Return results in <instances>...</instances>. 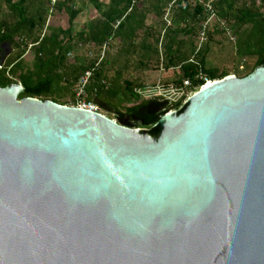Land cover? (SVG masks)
Listing matches in <instances>:
<instances>
[{
  "label": "water",
  "instance_id": "obj_1",
  "mask_svg": "<svg viewBox=\"0 0 264 264\" xmlns=\"http://www.w3.org/2000/svg\"><path fill=\"white\" fill-rule=\"evenodd\" d=\"M0 88V264H264V68L154 129Z\"/></svg>",
  "mask_w": 264,
  "mask_h": 264
},
{
  "label": "trees",
  "instance_id": "obj_2",
  "mask_svg": "<svg viewBox=\"0 0 264 264\" xmlns=\"http://www.w3.org/2000/svg\"><path fill=\"white\" fill-rule=\"evenodd\" d=\"M204 1L216 18L207 28V43L199 46L209 18L203 5L192 3L185 11L174 7L167 27L164 16L173 0H0L5 8L0 21V88L21 85L19 99L75 107V92L91 71L85 101L111 120L146 130L157 140L160 132L154 127L180 110L182 102L145 99L138 92L150 87L135 75L138 70H173L176 86L190 80L191 90L197 92L207 81L231 76L207 64L211 44L229 36L236 38L241 59H255L252 66H242L247 72L239 78L264 68V0ZM89 6L98 17L74 33L76 20Z\"/></svg>",
  "mask_w": 264,
  "mask_h": 264
},
{
  "label": "rangeland",
  "instance_id": "obj_3",
  "mask_svg": "<svg viewBox=\"0 0 264 264\" xmlns=\"http://www.w3.org/2000/svg\"><path fill=\"white\" fill-rule=\"evenodd\" d=\"M4 12H5V8L0 6V21L4 17ZM92 17L93 16L91 15V18ZM83 19L84 20L81 23H79V24L76 23V27H74L75 31L82 29L84 26H86L88 24V21H89L88 17L86 16ZM62 23H64V22H62ZM90 23H92V21H90ZM211 24H212V22H211ZM236 42L237 41H236V38L234 36H229V39L227 41L223 40L222 38H216L215 43L211 44L212 51H211V54L209 55V57L207 59L208 68L219 70V71H227L231 74L230 77L234 76V77L239 78V77L244 76L245 73L247 72V68H245V70H243L245 63H247L246 64L247 66H252L255 62V59H253V58L247 59V60L241 59L236 54V50H235ZM198 43H199V46L206 44L207 43V35H206L205 40L203 42H201L200 37H199ZM161 51H162V47H161ZM10 53L11 52L9 50H7V55ZM69 57L72 58L73 55L71 54V55H69ZM27 60L30 61V59H27ZM135 75L137 77L141 75L143 77V79L145 80L146 84L148 85V87H150L151 89L157 87L158 85H160V86L163 85V86L167 87L170 84H174V81L176 79V76H175V73L173 70L166 71V70L159 69V70L147 71L144 73H143V71L140 72V70H138L135 73ZM215 82H218V81H213L210 83L213 84ZM99 112L102 113L100 109H99ZM103 114H105V113H103ZM108 117H110V116H108ZM112 118H113V116H112Z\"/></svg>",
  "mask_w": 264,
  "mask_h": 264
},
{
  "label": "built area",
  "instance_id": "obj_4",
  "mask_svg": "<svg viewBox=\"0 0 264 264\" xmlns=\"http://www.w3.org/2000/svg\"><path fill=\"white\" fill-rule=\"evenodd\" d=\"M52 4L56 2V0H50ZM194 3V5H203L206 9V12L209 15L208 21L206 22L201 34H200V40L203 42L206 37V32L208 26L211 24V22L216 18V12L211 6L210 3H205L204 0H173V2L170 4L165 16L164 21L167 25V27L171 26V11L175 7L176 9L185 11L187 10L191 4ZM102 56H104V53H102ZM2 69V67H0ZM92 77V72H87L84 77L81 79L79 83V87L77 88L75 92V102H76V108L89 110L93 112H99V109L94 105L87 103L84 99L85 96V89L89 83L90 78ZM234 77V76H232ZM209 81L206 82L205 86L201 87L197 92L204 89L207 85H209ZM192 88V82L190 80H185L183 82V86H176L175 84H170L169 86L165 87L163 85H158L155 88L145 89L143 91H139L138 93L143 96L145 99H154V98H161L165 99L170 103L176 104L179 102H182V107L178 111H172L170 113H179L187 104L189 99L194 96L197 92H194L191 90ZM148 94V95H147ZM169 113V114H170Z\"/></svg>",
  "mask_w": 264,
  "mask_h": 264
},
{
  "label": "crops",
  "instance_id": "obj_5",
  "mask_svg": "<svg viewBox=\"0 0 264 264\" xmlns=\"http://www.w3.org/2000/svg\"><path fill=\"white\" fill-rule=\"evenodd\" d=\"M103 3H105V4H108V2H109V0H101ZM91 13V14H90ZM91 15L93 16L92 18H91ZM88 17V23H90V21H95L96 20V18L98 17V15H97V13L93 10V8L91 7V6H89V7H87L86 8V10H85V13L84 14H82L77 20H76V22H75V27H76V23L77 24H79V23H81L84 19V17ZM83 28H85V26L83 27ZM80 30V29H79ZM79 30H74V33H77Z\"/></svg>",
  "mask_w": 264,
  "mask_h": 264
},
{
  "label": "bare ground",
  "instance_id": "obj_6",
  "mask_svg": "<svg viewBox=\"0 0 264 264\" xmlns=\"http://www.w3.org/2000/svg\"><path fill=\"white\" fill-rule=\"evenodd\" d=\"M211 85H212V84L210 83V84H209V85H207L206 87H208V86H211ZM206 87H205V88H206Z\"/></svg>",
  "mask_w": 264,
  "mask_h": 264
}]
</instances>
